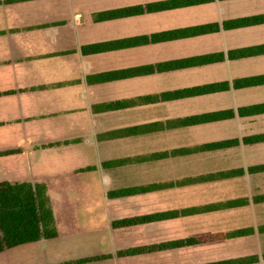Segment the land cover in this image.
<instances>
[{
    "label": "crops",
    "instance_id": "crops-1",
    "mask_svg": "<svg viewBox=\"0 0 264 264\" xmlns=\"http://www.w3.org/2000/svg\"><path fill=\"white\" fill-rule=\"evenodd\" d=\"M0 183V264H264V0H0Z\"/></svg>",
    "mask_w": 264,
    "mask_h": 264
},
{
    "label": "trees",
    "instance_id": "trees-1",
    "mask_svg": "<svg viewBox=\"0 0 264 264\" xmlns=\"http://www.w3.org/2000/svg\"><path fill=\"white\" fill-rule=\"evenodd\" d=\"M55 236L44 187L0 183V253Z\"/></svg>",
    "mask_w": 264,
    "mask_h": 264
}]
</instances>
